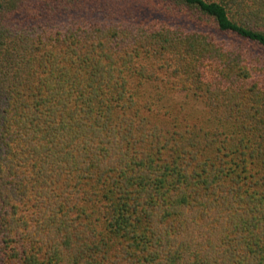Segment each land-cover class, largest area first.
I'll list each match as a JSON object with an SVG mask.
<instances>
[{
  "label": "trees",
  "instance_id": "trees-1",
  "mask_svg": "<svg viewBox=\"0 0 264 264\" xmlns=\"http://www.w3.org/2000/svg\"><path fill=\"white\" fill-rule=\"evenodd\" d=\"M0 264H264V0H0Z\"/></svg>",
  "mask_w": 264,
  "mask_h": 264
},
{
  "label": "rangeland",
  "instance_id": "rangeland-1",
  "mask_svg": "<svg viewBox=\"0 0 264 264\" xmlns=\"http://www.w3.org/2000/svg\"><path fill=\"white\" fill-rule=\"evenodd\" d=\"M109 40V39H108ZM108 40H106V38H104V39H100V41H101V46H108V47H113V49L115 50V51H117V53H119L120 55H125V54H127V53H130L129 52V50H128V48H132L134 45H131L132 43H129V44H125V43H122V42H119V43H116V42H113V41H108ZM109 44V45H108ZM121 46H129V47H126V48H124V47H122V48H120ZM162 63L164 62V61H161ZM165 63V62H164ZM168 78H166V80H167ZM168 84V86H170V83H167ZM148 86V88L151 90V88H150V86L149 85H147ZM163 88H165V86H163ZM178 96V95H177ZM175 98V97H174ZM179 98L181 99V97L180 96H178V99H176L177 101L179 100ZM193 103H195V100H193ZM198 105H199V107H202L203 106V104H201V102H199L198 103Z\"/></svg>",
  "mask_w": 264,
  "mask_h": 264
}]
</instances>
